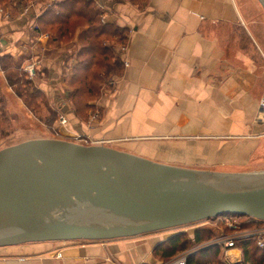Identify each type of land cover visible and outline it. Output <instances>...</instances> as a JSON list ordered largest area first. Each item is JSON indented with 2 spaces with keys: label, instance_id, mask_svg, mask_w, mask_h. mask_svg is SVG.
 <instances>
[{
  "label": "crops",
  "instance_id": "obj_1",
  "mask_svg": "<svg viewBox=\"0 0 264 264\" xmlns=\"http://www.w3.org/2000/svg\"><path fill=\"white\" fill-rule=\"evenodd\" d=\"M61 1L0 4V49L21 56L22 46L39 56L37 87L66 117V125L56 124L65 138L187 168L249 164L264 136V17L250 0H91L103 22L128 34L117 54L124 72L87 119L71 109L65 82L77 64L65 49L79 44L82 28L67 43H50L39 30L42 15L63 9ZM156 241L140 235L9 245L0 247V264H157ZM227 254L243 258L239 246Z\"/></svg>",
  "mask_w": 264,
  "mask_h": 264
},
{
  "label": "water",
  "instance_id": "obj_2",
  "mask_svg": "<svg viewBox=\"0 0 264 264\" xmlns=\"http://www.w3.org/2000/svg\"><path fill=\"white\" fill-rule=\"evenodd\" d=\"M228 215L264 222V170L187 168L57 138L0 149V247L129 238Z\"/></svg>",
  "mask_w": 264,
  "mask_h": 264
},
{
  "label": "trees",
  "instance_id": "obj_3",
  "mask_svg": "<svg viewBox=\"0 0 264 264\" xmlns=\"http://www.w3.org/2000/svg\"><path fill=\"white\" fill-rule=\"evenodd\" d=\"M10 0H0L6 4ZM143 1V0H142ZM64 8L60 11L49 9L42 15V27L39 30L49 32L50 43L58 41L67 43L73 40L74 31L81 27L79 42L81 47L77 51V64L71 75L65 79L67 85V101L74 114L82 119H87L91 111L96 110V102L104 92V87L109 85L110 79L122 76L125 64L116 54V47L106 44V38H117V42L127 41L128 29L116 22H103L102 11L97 9L91 0H62ZM84 21V23H82ZM87 25V26H86ZM85 26L88 29L85 30ZM117 46V45H116ZM0 65L5 78L15 94L24 101L25 106L35 115L41 110V103L46 107L48 114L41 115V122L52 125L62 114L58 108L49 105L46 93L36 88L33 80L12 55H2ZM7 97L0 87V138L8 136L12 128L13 118L6 107ZM42 100V102H38ZM254 223L251 225L253 226ZM228 228L223 232L207 227H198L192 231L193 236L187 232H179L166 240H161L155 251L159 259L167 261L177 254L197 245L211 241L220 233H229ZM242 250L243 260L251 264H264V248L257 246L252 240H243L238 243ZM188 264H225L221 247L213 246L203 248L192 255Z\"/></svg>",
  "mask_w": 264,
  "mask_h": 264
},
{
  "label": "rangeland",
  "instance_id": "obj_4",
  "mask_svg": "<svg viewBox=\"0 0 264 264\" xmlns=\"http://www.w3.org/2000/svg\"><path fill=\"white\" fill-rule=\"evenodd\" d=\"M250 3L252 6V11L255 12V15L257 16L259 14V17H260V15L264 17V8H263L262 4L259 2V0H250ZM259 28L262 29L259 32L264 34V25H261ZM126 34H128V32H126ZM262 34H260V38L264 42V35H262ZM104 42L106 44H109V45L114 44V46L116 47V54H118V50H119L120 46H118L119 43L117 42V38H115V37L112 39L106 38ZM79 44H80V42H79ZM79 44H75V46H72L73 44H71L70 46H67V48L69 47L68 49H65V50H69V52H70L68 54L70 64H74V60L77 61V51L81 47V46H79ZM243 46H245L244 43H243ZM19 47H20V51H21V56H16V55H13L11 53H8V51L5 49L4 50L0 49V57L2 55H12L14 57V61L18 62L20 65H22V68L26 64H29L32 62L37 63L40 60L38 58L39 56H37L36 53H33V57H32V55H30L31 53H28L30 50L28 51L27 49L23 48L22 46H19ZM42 49H43L42 46H39L36 51H38L39 54H41ZM33 52H35V51H33ZM28 60H30V61H28ZM1 71L2 70L0 68V87L7 97L6 107L9 111L10 116L13 118V123H12V128L9 129L7 132L8 136H6L3 139L0 138V149L5 148L7 146L18 144V143L26 141V140L37 139V138H57V139H65V140H69L72 142H77V143L84 144V145H98V144L91 143V142H84L82 139L65 138L63 132L60 133L59 129L57 128V125L60 123V117L52 125H46L43 122H41L39 119L41 117V115L46 116L48 114L47 109L43 105V103H41V105H40L41 110L38 111L37 115H35L30 109H28L25 106L24 101H22L20 99L22 101V103H21V101L18 98V95L15 94V91L13 89H8L9 84L6 81L4 72H1ZM262 72H263V70H262ZM2 73L4 74V76H2ZM39 76H41V75H39ZM28 78L33 80V82L37 88V86L40 82L38 79V75H36L34 78H30V77H28ZM112 81H113V79H110L109 85L104 87L103 91H105L111 87ZM48 99H49V97H48ZM38 102H42V100H39ZM50 103L51 102L49 100V105H50ZM263 118H264V116H263ZM66 124H67V122H66ZM66 124H64V125H66ZM64 125H62V126H64ZM260 134H264V132H260ZM260 137H262V136H260ZM260 140H261V143H259V144H261V145L255 149H253L252 158H251L249 164L246 163L244 165L243 164L242 165H222V166H217L215 168H209V169L207 168V169H203V170H210V171H217V172H228V173L252 172V171L264 170V136ZM233 218H234V220H238L242 224V222L244 221L242 218H245V217L233 216ZM216 220H214V221H211V220L201 221L198 223L188 224V225H184V226L177 227V228L166 229V230H162V231H158V232H154V233H149V234H145V235H141V236H142V238H144V237L152 238V240L154 238H156V240H158V241H156L157 243H153L155 246V247L154 246L153 247H154V249H156L159 240H166L169 237H171L172 235L178 234L179 232H187V234H188L187 236L191 237V236H193L192 231L198 227H200V228L201 227H207V228H212L213 230L217 229L219 232H221V230H223V228H228L225 226V223H222L221 221H216ZM245 226L246 225H242V226H238V227H240V229H241ZM230 232H231V230H230ZM190 247H188V250L190 249ZM155 259L159 263V262H162L163 260H165L166 258L159 259L156 256Z\"/></svg>",
  "mask_w": 264,
  "mask_h": 264
},
{
  "label": "built area",
  "instance_id": "obj_5",
  "mask_svg": "<svg viewBox=\"0 0 264 264\" xmlns=\"http://www.w3.org/2000/svg\"><path fill=\"white\" fill-rule=\"evenodd\" d=\"M23 69L30 78H34L36 76L37 64L35 62L26 64L23 66ZM66 122V117L61 115L60 124L64 125L66 124ZM228 216L219 217L216 221H221L222 223H225V226L228 227L231 232L220 233L218 236H216L209 242L194 246L193 248L183 251L167 261H162L157 264H188V260L192 255H194L205 247L208 248L213 246H218L222 248L223 261L225 262V264H251L249 262L244 261L243 258L237 261H233L230 259V256H228L227 252L229 249L237 247L238 243L243 240H252L257 244V246L264 248V222H258L248 217H245L242 218L244 221L241 224V222H239L238 220H234L233 216ZM253 223L254 225L251 226ZM242 225L246 226L240 229V227L238 226ZM221 232H223V230H221ZM56 256L58 258H61L62 253L57 252Z\"/></svg>",
  "mask_w": 264,
  "mask_h": 264
}]
</instances>
